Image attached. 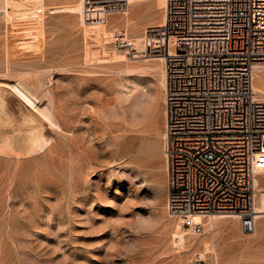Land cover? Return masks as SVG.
<instances>
[{
  "label": "rangeland",
  "instance_id": "obj_1",
  "mask_svg": "<svg viewBox=\"0 0 264 264\" xmlns=\"http://www.w3.org/2000/svg\"><path fill=\"white\" fill-rule=\"evenodd\" d=\"M128 3L108 20L123 46L85 36L83 0H8L0 11V82L25 81L64 127L1 86L0 264H264V216L250 233L228 217L185 245L174 238L165 56L140 53L165 6ZM258 179L264 190V171Z\"/></svg>",
  "mask_w": 264,
  "mask_h": 264
},
{
  "label": "built area",
  "instance_id": "obj_2",
  "mask_svg": "<svg viewBox=\"0 0 264 264\" xmlns=\"http://www.w3.org/2000/svg\"><path fill=\"white\" fill-rule=\"evenodd\" d=\"M83 1L85 36L123 46L126 36L108 20L128 0ZM140 53L166 58L168 212L194 234L204 229L195 215H237L254 231L264 99L253 73L264 65V0H165L163 22L145 29Z\"/></svg>",
  "mask_w": 264,
  "mask_h": 264
},
{
  "label": "bare ground",
  "instance_id": "obj_3",
  "mask_svg": "<svg viewBox=\"0 0 264 264\" xmlns=\"http://www.w3.org/2000/svg\"><path fill=\"white\" fill-rule=\"evenodd\" d=\"M160 4L164 7L165 6V0H160ZM8 10V0H0V11H7ZM4 13V12H3ZM165 67H166V59L164 57L163 62V68H164V74L162 79V86L164 87L165 84ZM259 70H264V65H258L254 69L253 73V86L255 91L257 92V97L264 99V75L260 76L258 74ZM42 83V82H41ZM40 83V84H41ZM8 86L9 88L13 89L21 98H23L30 106H32L35 110H37L48 122L53 128H59L60 130H64V127L59 121V117L57 115V112L53 110V107L51 106L50 102L47 101L44 103V99L42 100L37 93H35L32 88L25 83V81L18 79L15 82H0V95L1 94V86ZM45 98V97H43ZM37 143V136L34 138ZM43 138H41L42 140ZM42 141V144H45L46 146H49L51 141L45 140V142ZM41 144V145H42ZM38 146H36L37 148ZM40 148V147H38ZM41 149V148H40ZM43 149V148H42ZM39 150V149H38ZM36 151V150H35ZM19 156V155H18ZM257 196H256V222L257 220H260L262 216H264V190L262 189L260 185V181L257 178ZM228 217H238L237 215H231V214H215L210 215L208 217H204L202 215H195L194 220L196 222H202L205 225H209L210 227H213L215 225V221L220 218H228ZM182 221L177 223L176 229L173 233L174 238L179 241L180 243L184 244L186 241H190V235L189 231L193 232L191 229H188L183 226ZM214 229V228H213ZM255 230V229H254ZM190 232V234H191ZM250 233V232H249ZM178 242V243H179ZM185 245V244H184Z\"/></svg>",
  "mask_w": 264,
  "mask_h": 264
}]
</instances>
